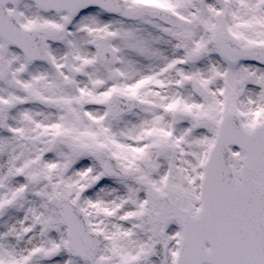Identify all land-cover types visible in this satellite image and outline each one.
<instances>
[{"label": "snow or ice", "instance_id": "6c2138e0", "mask_svg": "<svg viewBox=\"0 0 264 264\" xmlns=\"http://www.w3.org/2000/svg\"><path fill=\"white\" fill-rule=\"evenodd\" d=\"M0 264H264V0H0Z\"/></svg>", "mask_w": 264, "mask_h": 264}]
</instances>
